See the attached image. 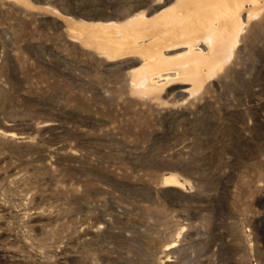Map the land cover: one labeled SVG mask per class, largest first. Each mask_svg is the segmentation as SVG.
Instances as JSON below:
<instances>
[{
  "label": "rangeland",
  "instance_id": "rangeland-1",
  "mask_svg": "<svg viewBox=\"0 0 264 264\" xmlns=\"http://www.w3.org/2000/svg\"><path fill=\"white\" fill-rule=\"evenodd\" d=\"M239 1L213 75L151 88L90 27L178 0H0V264H264V0Z\"/></svg>",
  "mask_w": 264,
  "mask_h": 264
},
{
  "label": "bare ground",
  "instance_id": "bare-ground-1",
  "mask_svg": "<svg viewBox=\"0 0 264 264\" xmlns=\"http://www.w3.org/2000/svg\"><path fill=\"white\" fill-rule=\"evenodd\" d=\"M241 7L239 0H178L154 21H145L143 14L132 18L118 34L108 26L90 27L91 41L109 54H141L145 63L137 75L148 87L171 79L201 83L205 76L217 71L235 42ZM145 37L148 46H143ZM200 43L206 45V51L198 47ZM179 47L186 50L173 58L164 56L163 48Z\"/></svg>",
  "mask_w": 264,
  "mask_h": 264
}]
</instances>
